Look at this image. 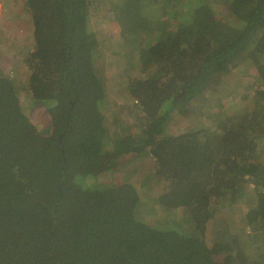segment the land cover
Returning a JSON list of instances; mask_svg holds the SVG:
<instances>
[{"label":"trees","instance_id":"trees-1","mask_svg":"<svg viewBox=\"0 0 264 264\" xmlns=\"http://www.w3.org/2000/svg\"><path fill=\"white\" fill-rule=\"evenodd\" d=\"M26 7L34 44L25 94L15 77L0 75V264H235L238 240L252 248V264H264V0H26ZM95 14L120 28L116 55L141 69L147 49L155 68L124 84L130 125L109 122ZM247 62L263 89L253 97L240 85L231 93L249 109L213 112L214 95ZM22 96L45 113V130ZM173 118L197 123L178 134ZM126 156L133 167L151 161L148 175L107 185L104 171V179L118 176ZM144 188L161 190L154 206L171 221L139 219ZM250 227L258 229L247 235Z\"/></svg>","mask_w":264,"mask_h":264},{"label":"rangeland","instance_id":"rangeland-1","mask_svg":"<svg viewBox=\"0 0 264 264\" xmlns=\"http://www.w3.org/2000/svg\"><path fill=\"white\" fill-rule=\"evenodd\" d=\"M108 11L109 8L106 6L102 13L109 14ZM92 17V29L98 35L100 42V47L97 51V59L100 65L98 69L109 95V105L106 108H109L114 114L109 122L124 121L126 124L130 125L133 120L129 118V115H127L124 110L128 108L127 106H133V101H129L125 97V86L127 84L125 86L124 84L128 83L130 78L154 75L155 68L151 65V59L147 49L141 58V63L143 65L141 69L136 64L128 62L124 57L116 55L117 44L122 39L119 32L120 28H117L116 24L112 23V20L108 19L106 16L99 15L96 17L95 14ZM214 26L215 30L212 26L211 27L215 33L223 30L222 26ZM33 29L31 15L26 7V0H0V75L15 77L19 90L24 88V82H26V78H28V75L30 74L26 69L24 61L27 57L26 55L31 52L33 48ZM159 32L160 31H156L155 34L159 35ZM125 51L127 55H133L131 53V48H126ZM253 71L254 65L250 62L245 63L239 68H235V71L232 74V79L230 81L226 80L224 87L214 95L215 99H220V101H218L219 103L215 101L214 104H210L208 108H214L213 112L223 111L227 113V111H229L230 114L242 113L248 110L250 107L248 102H243L242 99L238 97V93L232 94L231 92L232 90L238 91V87L243 85L240 92L248 90V94L254 97L258 90L263 89H256L257 83L254 81ZM23 91L24 90H22L20 94L24 95L25 93H23ZM22 106L39 130H45L48 125V118L45 113L39 111L35 114L33 111L34 106H32V100L27 99L26 96H22ZM109 115L110 112L108 111V116ZM196 123V119L189 121L173 118L170 125L171 129L179 134L181 129H189L191 128L189 126H194ZM258 155L259 159H262L260 161L264 165V150H261ZM121 159L122 160H118L119 163H117L116 166V175L118 176L113 175L112 180L104 179L109 177V173L104 171L101 180H105L104 182H107V185H114L121 182L127 179L130 175H134L133 180L140 182V180H143L148 175L152 165L151 161H145L144 163L133 167L125 164L129 159L127 156ZM251 188L252 186L247 190V198L249 202L255 200L253 198V192L250 190ZM150 189L151 190H146L145 188L142 189L141 194L148 202L146 201L147 207L143 206L141 208L142 213L139 212V219L144 223H149L154 219L158 220L156 218L165 220L164 218L167 217V220L169 219V221H171L172 219L168 217V215H171L170 212L166 213L163 208L154 206V200L160 194L161 190ZM212 225H214L213 222L209 224L207 229L208 240L212 239ZM257 229L258 227H250L246 230V234L251 235L255 233ZM241 241L242 240H238L234 243V263L252 264L253 261L248 259V254L250 253L253 255L254 252L247 243Z\"/></svg>","mask_w":264,"mask_h":264}]
</instances>
